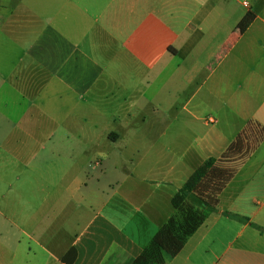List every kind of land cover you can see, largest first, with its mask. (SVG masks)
<instances>
[{"label":"crops","instance_id":"1","mask_svg":"<svg viewBox=\"0 0 264 264\" xmlns=\"http://www.w3.org/2000/svg\"><path fill=\"white\" fill-rule=\"evenodd\" d=\"M246 132L217 211L153 247ZM263 133L264 0H0V264H264Z\"/></svg>","mask_w":264,"mask_h":264},{"label":"trees","instance_id":"2","mask_svg":"<svg viewBox=\"0 0 264 264\" xmlns=\"http://www.w3.org/2000/svg\"><path fill=\"white\" fill-rule=\"evenodd\" d=\"M248 138L247 132L239 135L233 146L220 159L209 158L194 171L172 199L174 209L182 211V218L173 216L154 237L153 247L162 249L172 257L182 252L188 239L205 221L207 214L217 211L221 192L238 171V164L233 158L243 153ZM188 200L202 209V213L191 208L186 209ZM70 256L74 258L75 252L72 251ZM134 264H152V261L142 254Z\"/></svg>","mask_w":264,"mask_h":264},{"label":"rangeland","instance_id":"3","mask_svg":"<svg viewBox=\"0 0 264 264\" xmlns=\"http://www.w3.org/2000/svg\"><path fill=\"white\" fill-rule=\"evenodd\" d=\"M192 130L194 132H196L197 126L192 124ZM139 133H140V135L139 136H135V138H139L138 140L140 141V143L143 144V146L149 145V144H151L153 142V138L152 137H153L154 133L151 132L150 130L149 131L146 130L144 126H142V130ZM195 135L192 134V136H195ZM155 139H156V135H155L154 140ZM192 139H194V137ZM159 143L160 144L165 143L164 139L163 138H160ZM128 153L129 154H135V155H137V152H128ZM139 153L142 155L145 152L144 151H141ZM151 153L152 154H154V153L155 154H159V152H151ZM157 159H158V157L156 158V160ZM159 166H158L159 167V171L161 173H163L164 172V167H166V161L165 162H162L161 165H159ZM195 169H196L195 167L194 168H187V171L181 173V175H179V177H178V180L175 181L174 184L170 185V188H171V191L170 192L173 193V195L176 193L175 191L192 175V172ZM148 170H150V168H148L147 165H144V166H142L141 168L138 169V172H139L140 175H146L147 172H148ZM109 175L111 176L112 174H109ZM185 208L186 209L187 208H191L193 211L198 210L199 213H202V209H200L199 207L193 205L191 203V201H189V200H188V203L185 205ZM166 209H168V207ZM173 211H174V209L172 207V213H173ZM182 215H183L182 211H178L177 214H175V217L178 218V219H181L182 218ZM152 264H153V262H152Z\"/></svg>","mask_w":264,"mask_h":264},{"label":"built area","instance_id":"4","mask_svg":"<svg viewBox=\"0 0 264 264\" xmlns=\"http://www.w3.org/2000/svg\"><path fill=\"white\" fill-rule=\"evenodd\" d=\"M244 5H245L246 7H248V3H245ZM209 121H210V122H214V120H212V119H210Z\"/></svg>","mask_w":264,"mask_h":264}]
</instances>
